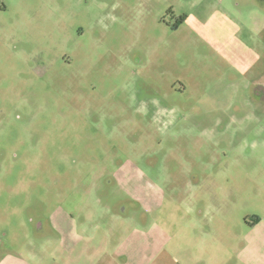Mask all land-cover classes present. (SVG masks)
<instances>
[{
    "label": "rangeland",
    "instance_id": "1",
    "mask_svg": "<svg viewBox=\"0 0 264 264\" xmlns=\"http://www.w3.org/2000/svg\"><path fill=\"white\" fill-rule=\"evenodd\" d=\"M250 235L264 0H0V258L245 264Z\"/></svg>",
    "mask_w": 264,
    "mask_h": 264
},
{
    "label": "crops",
    "instance_id": "2",
    "mask_svg": "<svg viewBox=\"0 0 264 264\" xmlns=\"http://www.w3.org/2000/svg\"><path fill=\"white\" fill-rule=\"evenodd\" d=\"M254 225L252 229L256 228ZM238 258L245 264H264V235H250L246 239V243H241L239 249ZM48 256L44 253H34L31 252L29 256L25 257L21 254L14 252H8L1 256L0 264H49ZM68 264H82L77 262L75 259ZM53 263L55 262V257L53 258Z\"/></svg>",
    "mask_w": 264,
    "mask_h": 264
}]
</instances>
